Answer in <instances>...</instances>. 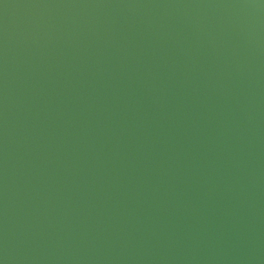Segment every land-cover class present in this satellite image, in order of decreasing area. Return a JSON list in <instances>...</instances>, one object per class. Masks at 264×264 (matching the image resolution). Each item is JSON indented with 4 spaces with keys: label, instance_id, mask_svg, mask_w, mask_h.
<instances>
[{
    "label": "water",
    "instance_id": "1",
    "mask_svg": "<svg viewBox=\"0 0 264 264\" xmlns=\"http://www.w3.org/2000/svg\"><path fill=\"white\" fill-rule=\"evenodd\" d=\"M0 264H264V0H0Z\"/></svg>",
    "mask_w": 264,
    "mask_h": 264
}]
</instances>
